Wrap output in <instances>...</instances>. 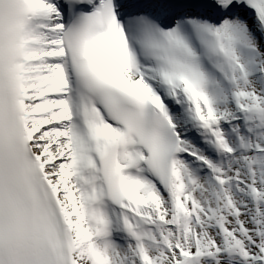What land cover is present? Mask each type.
Listing matches in <instances>:
<instances>
[{
    "label": "snow or ice",
    "instance_id": "6c2138e0",
    "mask_svg": "<svg viewBox=\"0 0 264 264\" xmlns=\"http://www.w3.org/2000/svg\"><path fill=\"white\" fill-rule=\"evenodd\" d=\"M0 264H264V0H0Z\"/></svg>",
    "mask_w": 264,
    "mask_h": 264
}]
</instances>
